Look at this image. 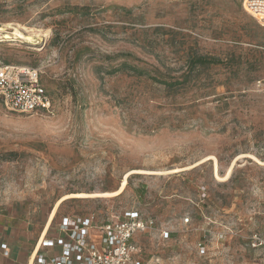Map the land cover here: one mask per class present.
Returning a JSON list of instances; mask_svg holds the SVG:
<instances>
[{
  "label": "rangeland",
  "instance_id": "374dc122",
  "mask_svg": "<svg viewBox=\"0 0 264 264\" xmlns=\"http://www.w3.org/2000/svg\"><path fill=\"white\" fill-rule=\"evenodd\" d=\"M243 3L0 0V64L39 67L53 101L21 114L0 100V211L46 212L129 174L119 196L57 214L153 218L144 264H264L250 239L264 233V26Z\"/></svg>",
  "mask_w": 264,
  "mask_h": 264
},
{
  "label": "built area",
  "instance_id": "2783aa9c",
  "mask_svg": "<svg viewBox=\"0 0 264 264\" xmlns=\"http://www.w3.org/2000/svg\"><path fill=\"white\" fill-rule=\"evenodd\" d=\"M243 6L264 26V0H244ZM260 83L264 87V80ZM0 100L8 110L21 114L53 110L41 69L30 65L0 64ZM155 226L153 218L143 216L138 210H125L102 222L95 214L68 215L58 224L59 236L38 239L36 264H143L136 235ZM161 233L170 236V230ZM250 239L264 250V233H254ZM56 246L61 248L60 254L44 251ZM2 247L7 254L6 245Z\"/></svg>",
  "mask_w": 264,
  "mask_h": 264
},
{
  "label": "crops",
  "instance_id": "0c3cea01",
  "mask_svg": "<svg viewBox=\"0 0 264 264\" xmlns=\"http://www.w3.org/2000/svg\"><path fill=\"white\" fill-rule=\"evenodd\" d=\"M55 206L46 212L44 209L39 212V207L23 213L14 209H9L7 213L0 211V264H36L38 239L41 236L60 235L58 224L66 215H58L56 212L51 218L50 213ZM3 245H6L7 254ZM44 251L57 255L61 253V248L56 246Z\"/></svg>",
  "mask_w": 264,
  "mask_h": 264
},
{
  "label": "bare ground",
  "instance_id": "6f19581e",
  "mask_svg": "<svg viewBox=\"0 0 264 264\" xmlns=\"http://www.w3.org/2000/svg\"><path fill=\"white\" fill-rule=\"evenodd\" d=\"M40 39V38H39ZM26 40L27 42H33V38L31 36H28L26 37ZM215 175L217 178H221L220 177V174H219V165H218V161L217 159L215 158ZM136 171V170H134ZM141 172H152V173H156V171H145V170H142ZM231 173V170H229L226 178L229 176V174ZM127 176H129V174L126 175V177L124 178L121 186L119 187L118 190L116 191H113V192H102V193H73V194H70V195H66V196H63L61 199H59L56 203V206L55 208H53V210L51 211L50 215H51V218L54 217V215L56 214L57 212V208L59 206L60 203H62L64 200H67L68 198H71V197H94V196H107V197H112V196H119L120 194H122V192L124 191L125 187H126V184H127ZM229 178V177H228Z\"/></svg>",
  "mask_w": 264,
  "mask_h": 264
},
{
  "label": "trees",
  "instance_id": "16d2710c",
  "mask_svg": "<svg viewBox=\"0 0 264 264\" xmlns=\"http://www.w3.org/2000/svg\"><path fill=\"white\" fill-rule=\"evenodd\" d=\"M137 73H138V74H141L142 72H141L140 70H137ZM42 82H43V81H42Z\"/></svg>",
  "mask_w": 264,
  "mask_h": 264
}]
</instances>
